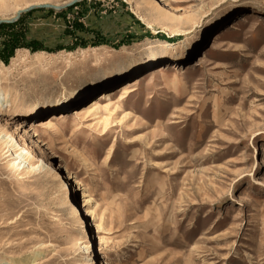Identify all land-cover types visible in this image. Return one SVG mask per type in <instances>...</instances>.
I'll list each match as a JSON object with an SVG mask.
<instances>
[{"label": "rangeland", "instance_id": "obj_1", "mask_svg": "<svg viewBox=\"0 0 264 264\" xmlns=\"http://www.w3.org/2000/svg\"><path fill=\"white\" fill-rule=\"evenodd\" d=\"M39 4L58 8L0 27V97H69L0 114V264H264V0H0V19Z\"/></svg>", "mask_w": 264, "mask_h": 264}, {"label": "bare ground", "instance_id": "obj_2", "mask_svg": "<svg viewBox=\"0 0 264 264\" xmlns=\"http://www.w3.org/2000/svg\"><path fill=\"white\" fill-rule=\"evenodd\" d=\"M19 10V9H17ZM16 10V11H17ZM15 11V12H16ZM239 22H246V18L244 16H240L239 18ZM238 22V23H239ZM233 26V25H232ZM230 26V27H232ZM165 46L162 44H153V42H150V45L144 50V57L146 58V60H150L153 58H156L161 50V48ZM171 51V50H170ZM133 82V81H131ZM130 83V82H129ZM128 84V87L122 86L120 88V98L125 97L126 95L132 93L135 90V86H136V81H134V83ZM68 93V92H67ZM67 93H59L58 94V101L62 102L65 98H68L69 95H66ZM57 97V96H56ZM104 94H103V98H104ZM53 99V98H52ZM47 101V100H46ZM58 101H55V99L51 102V103H44V101H40V100H35L29 104H23V105H13L11 106L9 103H7L5 96L0 97V114L4 113V112H13L14 114L16 113H31L33 111H37L39 108H41L42 106H50V105H56L58 104ZM95 104L97 103H93V106H96ZM91 108V107H90ZM92 110V108H91ZM28 130V129H27ZM25 133H27L28 131H24ZM11 155V153L9 154ZM13 158H19L18 156H14ZM60 180H61V189L63 191V193L65 192L71 199V203L75 201V192H79L81 193V198L83 199L82 202V208L79 207V202L75 207V212L78 213L79 217H80V223H85L86 220L85 218H91L92 214H93V210H91L89 208V203L91 202V198L89 197V195L87 194L86 190H85V186L83 185L81 179L79 177H75L70 171H68L66 168L63 170V172L60 174ZM72 190V191H71ZM79 196V195H78ZM81 208V209H80ZM90 224V223H89ZM95 224V228H96V232L99 231V224L98 223H94ZM97 240L99 242V244H102V239L101 237L98 235L97 236ZM34 262V261H33ZM35 263V262H34Z\"/></svg>", "mask_w": 264, "mask_h": 264}, {"label": "water", "instance_id": "obj_3", "mask_svg": "<svg viewBox=\"0 0 264 264\" xmlns=\"http://www.w3.org/2000/svg\"><path fill=\"white\" fill-rule=\"evenodd\" d=\"M74 2L77 1V0H73ZM33 7H39V8H51V9H57L58 7L57 6H54V5H50V4H39V5H32V6H28L24 9H21V10H18L15 15L11 18H8V19H0V24H3V23H12L14 21H16L19 16L21 15V13H24L28 10H30L31 8Z\"/></svg>", "mask_w": 264, "mask_h": 264}, {"label": "trees", "instance_id": "obj_4", "mask_svg": "<svg viewBox=\"0 0 264 264\" xmlns=\"http://www.w3.org/2000/svg\"><path fill=\"white\" fill-rule=\"evenodd\" d=\"M13 24H14V23H12V24H1L0 27H1V26H11V25H13Z\"/></svg>", "mask_w": 264, "mask_h": 264}]
</instances>
